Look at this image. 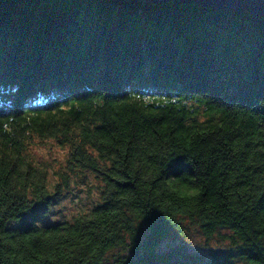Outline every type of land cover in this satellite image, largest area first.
<instances>
[{"label":"trees","instance_id":"trees-1","mask_svg":"<svg viewBox=\"0 0 264 264\" xmlns=\"http://www.w3.org/2000/svg\"><path fill=\"white\" fill-rule=\"evenodd\" d=\"M30 135L69 145L101 201L58 197ZM187 188L195 195L180 194ZM184 218L210 259L159 242ZM264 264V17L170 0H0V264Z\"/></svg>","mask_w":264,"mask_h":264},{"label":"rangeland","instance_id":"rangeland-1","mask_svg":"<svg viewBox=\"0 0 264 264\" xmlns=\"http://www.w3.org/2000/svg\"><path fill=\"white\" fill-rule=\"evenodd\" d=\"M26 153L33 162L47 168L49 189L58 188V197L40 219L42 224L71 221L80 213L88 212L101 201L102 180L91 169L71 167L68 151L69 145H61L53 137L40 138L30 135ZM229 230L218 228L210 236H204L196 225L184 218L181 227L172 229L158 244L160 251L182 245L188 253L205 256L210 259L212 252L229 249ZM124 247L108 250L95 264H119L120 256H129ZM236 264H244L236 260Z\"/></svg>","mask_w":264,"mask_h":264},{"label":"water","instance_id":"water-1","mask_svg":"<svg viewBox=\"0 0 264 264\" xmlns=\"http://www.w3.org/2000/svg\"><path fill=\"white\" fill-rule=\"evenodd\" d=\"M154 3H163L170 0H144ZM183 3H191L214 7L229 11L249 12L258 17H264V0H179Z\"/></svg>","mask_w":264,"mask_h":264},{"label":"clouds","instance_id":"clouds-1","mask_svg":"<svg viewBox=\"0 0 264 264\" xmlns=\"http://www.w3.org/2000/svg\"><path fill=\"white\" fill-rule=\"evenodd\" d=\"M180 194H188V195H195V191L192 189H187V188H180L178 189Z\"/></svg>","mask_w":264,"mask_h":264}]
</instances>
